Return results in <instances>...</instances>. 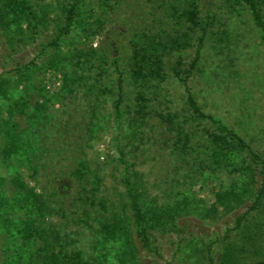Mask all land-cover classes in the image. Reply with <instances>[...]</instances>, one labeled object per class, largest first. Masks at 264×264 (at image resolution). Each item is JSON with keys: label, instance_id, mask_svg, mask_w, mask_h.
<instances>
[{"label": "rangeland", "instance_id": "obj_1", "mask_svg": "<svg viewBox=\"0 0 264 264\" xmlns=\"http://www.w3.org/2000/svg\"><path fill=\"white\" fill-rule=\"evenodd\" d=\"M29 1L38 15L47 19L39 32L33 35L26 25L22 37L0 30V80H6L8 91V97H0V175L9 180L19 173L28 186L45 196L53 210V223L67 236L71 249L83 251L85 257L106 250L98 242L96 217L122 213L127 202L122 183L127 164L121 161V152L131 167L129 172H139L150 196L162 203L181 199L180 192L184 190L191 198L197 195L210 200L214 188L218 190L239 180L238 174L223 169L217 172L216 182L194 186L191 179L200 171L199 163L194 157H189V163L184 162L175 150L189 144L198 152L193 155L202 156L208 145L202 123L193 120L189 110L188 90L206 113L237 129L254 150L264 155V43L245 5L237 0H198L201 16L210 27L201 59L186 84L172 69L180 56L185 61L183 68H189L197 43L169 56L167 79L158 86L140 89L125 72L122 108L134 109L141 90L148 100L147 115H140L144 121L138 122L135 134L127 123L120 126L115 118L120 78L115 58L120 56L118 64L126 71L132 54L130 42L137 36L185 30V24L178 25L172 11L174 6L188 7L187 0H81L83 23L89 28L83 32L82 25L77 24L59 47L51 43L57 24L63 21L64 9L75 0ZM98 20L104 24L103 31L89 33ZM120 30L125 34L120 36ZM113 41L119 44L121 52H115L117 46L110 44ZM78 50L88 52L92 71L78 68ZM99 64L104 68L101 73ZM22 102L26 104L23 114L19 113ZM168 114L175 116L174 125L165 119ZM5 120L19 124L21 140L26 142L8 166L2 158L5 138L1 123ZM179 124L195 132L192 139L178 141L179 132L172 126L176 129ZM83 163L87 167L85 177L91 181L95 176L100 178L96 195L98 201H106L108 213L101 214L100 205L94 208L86 204L88 179L79 180L71 175ZM60 175L61 179L54 180ZM13 190L8 182L0 193L5 195ZM246 209L244 206L216 220L204 221L193 214L184 216L179 220L184 233L158 234L153 251L139 243V264H211V259L213 264H219L221 242L233 234L236 217ZM86 211L92 213L91 218ZM10 212L15 219L26 215L19 207ZM6 236L1 228L0 257ZM107 248L111 262H115V251ZM254 261L248 257L245 263Z\"/></svg>", "mask_w": 264, "mask_h": 264}, {"label": "trees", "instance_id": "obj_2", "mask_svg": "<svg viewBox=\"0 0 264 264\" xmlns=\"http://www.w3.org/2000/svg\"><path fill=\"white\" fill-rule=\"evenodd\" d=\"M80 1L75 0L64 9L63 21L57 24L56 37L51 42L53 45L59 47L63 37L67 36L77 24L82 25L83 32H87L89 27L84 26L85 17H83ZM103 1L107 3L106 0ZM232 1L236 2V0ZM187 2L188 7L180 9L174 6L172 11V17L179 20L178 25L185 24V30L177 33L169 31L166 35L142 33L137 36L130 42L132 54L126 71L120 69L118 64L120 56L115 58L120 78L114 114L120 126L127 123L129 130L135 131L139 126L138 122L144 121L140 115L146 116L148 107L145 92L141 90L137 94L138 102L134 109L125 111L122 108L124 95L122 76L125 72L140 89L158 86L167 79L166 68L169 56L173 52L182 53L193 47L195 43H197V51L189 68H183L185 61L180 56L172 70L186 84L193 70L197 68L210 26L201 16L198 0H187ZM237 2L245 5L251 12L254 22L261 31L264 43V0H237ZM43 23H47V19L38 15L29 0H0V30L2 32L8 35L13 32L22 37V28L26 25V28L35 35ZM103 29V22L98 20L89 29V33L97 34ZM118 33L120 36L125 34L124 30ZM110 44L117 46L116 53L121 52L116 41ZM87 53L84 50H78V68L94 69L93 62ZM103 59L101 58V61L107 64ZM90 62L91 65L88 67ZM100 64L98 65L99 73L104 71ZM182 73L186 76L183 77ZM22 75L25 76V74ZM5 82L6 80H0V97H8ZM187 95V104L193 114V120L202 123L208 142L206 152L202 156L193 155L198 152L189 144H184L183 148L178 146L175 148L184 162L189 163V157L191 159L194 157L199 163L200 171L191 179L195 183L194 186L213 180L216 182L217 172L223 169L238 174L240 177L238 181L222 186L218 190L214 188L213 198L210 200L198 198L195 194H193L195 197L191 198L185 195L184 190L180 192L181 199L178 197L174 202L162 203L157 197L150 196L139 172H129L131 167L124 160L121 152L120 159L125 165L127 164V172L122 176L127 202L123 206L122 213L116 211L110 217L105 214L102 219L96 217L99 223L98 242L101 248L106 250L97 256L85 257L83 251L70 248L67 236L53 223L52 207L43 194L36 188L28 186L19 173L11 176L9 180L0 175V189L8 182L14 186L11 193L5 195L0 193V229L4 228L7 235L0 264H139V243L143 248L153 251L152 246L158 234L184 233L183 227L179 224V220L184 216L193 214L204 221L216 220L244 206H247V209L236 217L233 234H228L221 242L223 250L219 256V264H247L245 261L248 257L255 259L251 264H264V155L254 150L237 129L223 119L206 113L190 90ZM25 105L22 102L23 108L19 110V113H25ZM174 118V115L168 114L165 119L174 125ZM1 125L5 138L2 158L4 165L8 166L9 162L20 154L23 142L25 144L26 142L21 140L19 124L5 120ZM172 129L179 132L178 141H182L183 138L190 140L193 138L190 136L195 133L187 130L182 124L177 125L176 129L172 126ZM86 171V164L83 163L71 175L78 177L79 180L88 179L85 177ZM258 176L262 178L261 181ZM58 179H61V175L60 178L54 177V180ZM63 180L64 177H62ZM100 184L101 180L98 176H95L92 181L87 180V185L90 187L87 189L89 196L85 203L94 208L100 205L103 208L99 210L100 213H108L106 201L97 199L96 194ZM64 189H67V186H64ZM17 207L26 213L24 217L13 218L10 210L14 211ZM8 208L11 209L8 210ZM86 213L88 218L92 217V213L89 211ZM107 247L115 251L113 254L115 262H111L110 250ZM210 262L214 263L212 259Z\"/></svg>", "mask_w": 264, "mask_h": 264}]
</instances>
